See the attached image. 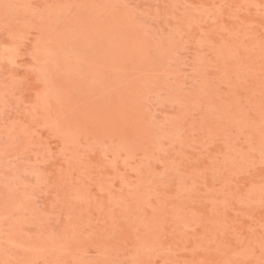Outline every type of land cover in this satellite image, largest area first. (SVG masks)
I'll list each match as a JSON object with an SVG mask.
<instances>
[{
  "label": "rangeland",
  "instance_id": "rangeland-1",
  "mask_svg": "<svg viewBox=\"0 0 264 264\" xmlns=\"http://www.w3.org/2000/svg\"><path fill=\"white\" fill-rule=\"evenodd\" d=\"M0 264H264V0H0Z\"/></svg>",
  "mask_w": 264,
  "mask_h": 264
}]
</instances>
